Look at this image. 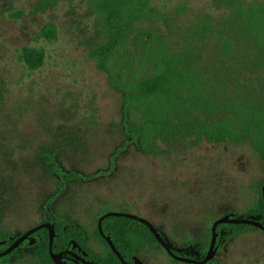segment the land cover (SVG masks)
<instances>
[{
  "label": "rangeland",
  "instance_id": "obj_1",
  "mask_svg": "<svg viewBox=\"0 0 264 264\" xmlns=\"http://www.w3.org/2000/svg\"><path fill=\"white\" fill-rule=\"evenodd\" d=\"M213 1L157 0L139 30L154 34L158 46L181 50L200 14L219 15L209 9ZM47 4L0 0V232L19 235L40 225L50 202L53 213L79 222L98 249L96 219L120 212L146 218L183 250L187 241L207 242L218 218L244 214L264 182V160L248 145L181 140L146 152L131 144L111 166L127 137L122 95L90 57L103 25L93 0ZM48 24L57 28L54 41L38 36ZM25 46L45 49L40 70L19 62ZM146 47L134 35L125 55L138 78L152 73L142 59ZM57 168L81 178L58 183ZM187 258L198 260L194 253ZM140 259L174 264L159 253ZM213 261L264 264V232L234 238Z\"/></svg>",
  "mask_w": 264,
  "mask_h": 264
},
{
  "label": "trees",
  "instance_id": "obj_2",
  "mask_svg": "<svg viewBox=\"0 0 264 264\" xmlns=\"http://www.w3.org/2000/svg\"><path fill=\"white\" fill-rule=\"evenodd\" d=\"M59 1L47 0V5L53 7ZM156 2L93 0L103 25V37L90 57L123 99L127 139L112 156L111 166L131 144L153 152L162 144L181 140L195 144H245L264 160V0H214L209 9H216L219 15L200 14L181 50L158 46L154 34L139 30L151 18ZM56 35V26L48 24L38 36L54 41ZM134 35L147 46L148 52L142 59L152 64V73L144 78L134 76L132 67L125 64ZM146 35L150 39L144 41ZM45 59V49L31 46L23 47L18 56L30 72L40 70ZM57 175L61 184L81 178L60 168ZM263 186L264 182L258 184L257 199L244 214L231 216L259 221L264 226ZM43 211L42 223L55 226V253L72 251L94 264H123L100 234L99 218L95 236L103 247L98 249L90 245V234L79 222L53 213L50 202L43 206ZM102 228L128 264H135V257L155 253L164 255L171 263L183 264L171 258L149 228L140 222L108 217L103 220ZM211 228L208 231L212 238ZM158 231L181 257L194 253L198 260H203L210 248L211 238L207 242L187 241L182 250ZM248 232L263 231L250 225L219 226L218 250ZM22 234L0 232V242H6L0 251H5ZM33 237L34 245L25 241L20 248L0 258V264H18L31 258L36 264H54L49 253L48 230L42 229ZM67 263L78 264L72 260Z\"/></svg>",
  "mask_w": 264,
  "mask_h": 264
},
{
  "label": "water",
  "instance_id": "obj_3",
  "mask_svg": "<svg viewBox=\"0 0 264 264\" xmlns=\"http://www.w3.org/2000/svg\"><path fill=\"white\" fill-rule=\"evenodd\" d=\"M262 193H263V198H264V186L262 188ZM108 217H125L128 219H132L134 221L140 222L143 225L147 226L149 228V230L153 233V235L155 236L157 241L161 244V246L168 253V255L171 258H173L174 260H176L180 263H183V264H207L210 261L214 260L216 254H217V251H218V248H217V239H218L217 229L221 225H226V224L250 225V226L258 228L264 232V226L259 221L232 217L231 215H224V216L218 218L212 225V228H211V231H212L211 244H210V248H209L208 253L206 254L205 258L203 260H195V259H190L187 257H181V256L176 255L173 252V246L170 243H168L161 236L157 227H155V225L153 223H151L149 220H147L146 218L135 215V214H130V213H120V212L106 213L99 220L98 229H99L102 237L109 244V246L111 247L113 252L118 256V258L122 261L123 264H128V263L121 256L120 252L115 247L111 238L109 236H106L103 232L102 222L104 219H106ZM42 229H47L49 232V253H50L51 259L53 260L54 264H68L67 263V257L65 256V254L71 255L72 258L70 260L77 262L78 264H94L93 262L87 261L85 258L79 257L78 255H76L72 251L55 253L54 252V240L56 237V232H55V226L52 223H42V224L37 225L36 227H33L32 229L26 231L22 235H20L5 251H0V258L8 256L12 252H14L18 248H20V246L25 241H30V244L34 245L36 243V240L33 237V235ZM5 244H6L5 241L0 242V248L2 246H4ZM74 246H77V244H74ZM134 261H135V264H144L143 260L140 259L139 257H135Z\"/></svg>",
  "mask_w": 264,
  "mask_h": 264
},
{
  "label": "flooded vegetation",
  "instance_id": "obj_4",
  "mask_svg": "<svg viewBox=\"0 0 264 264\" xmlns=\"http://www.w3.org/2000/svg\"><path fill=\"white\" fill-rule=\"evenodd\" d=\"M67 257V256H66ZM71 257H67V261L70 260Z\"/></svg>",
  "mask_w": 264,
  "mask_h": 264
}]
</instances>
